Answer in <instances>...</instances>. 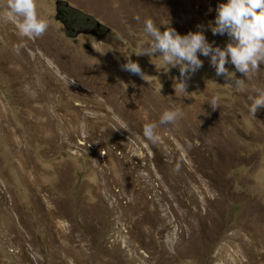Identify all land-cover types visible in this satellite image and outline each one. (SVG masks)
Returning a JSON list of instances; mask_svg holds the SVG:
<instances>
[{"label": "rangeland", "instance_id": "rangeland-1", "mask_svg": "<svg viewBox=\"0 0 264 264\" xmlns=\"http://www.w3.org/2000/svg\"><path fill=\"white\" fill-rule=\"evenodd\" d=\"M66 2L109 27L107 37L70 36L55 18ZM221 2L35 0L50 27L22 39L0 0V264H264V108L253 116L248 100L264 64L236 73L233 87L200 55L184 91L178 66L135 54L150 40L145 18L182 35L203 25L224 47L227 35L208 28ZM130 55L143 78L121 70ZM122 82L127 103H100ZM132 96L157 102L135 113ZM79 105L100 117L84 121ZM174 107L182 117L160 125ZM147 120L156 143L143 136Z\"/></svg>", "mask_w": 264, "mask_h": 264}, {"label": "clouds", "instance_id": "clouds-1", "mask_svg": "<svg viewBox=\"0 0 264 264\" xmlns=\"http://www.w3.org/2000/svg\"><path fill=\"white\" fill-rule=\"evenodd\" d=\"M66 4L69 5L67 2ZM4 7L18 19L16 28L22 39L39 38L50 27L47 20L38 16L35 0H4ZM215 11L214 22H210L208 28L213 35H227L228 41L224 47L208 41L205 36L207 29L203 25H197V31H189L182 35L168 25H163L164 30L161 31L160 26H157L152 19L145 18L144 31L150 40L145 45H141L140 50L135 54L147 55L151 58L159 56L163 62L159 68L152 60L158 69L164 66L168 68L178 66L180 78L177 81L184 91L190 76L203 66L200 55L210 57V65L214 67L217 77H223L226 83L238 87L243 81L236 73L247 77L264 64V0H226L218 3ZM21 47L23 44L17 46V51ZM229 63L234 66L235 71L229 70L227 67ZM121 70L142 78L145 75L139 63L133 60L131 55L125 56ZM251 92L252 94L248 96L249 112L255 116L258 110L264 108V85L254 86ZM218 100V97L212 96L207 102L213 111L219 108ZM182 115L179 107L167 108L159 116V124L174 123ZM156 127L154 123L143 124V136L152 143L159 140L155 132ZM118 129L129 131L127 125L115 130Z\"/></svg>", "mask_w": 264, "mask_h": 264}, {"label": "bare ground", "instance_id": "bare-ground-1", "mask_svg": "<svg viewBox=\"0 0 264 264\" xmlns=\"http://www.w3.org/2000/svg\"><path fill=\"white\" fill-rule=\"evenodd\" d=\"M48 52H49V51H48ZM49 53H50V52H49ZM30 63H31V62H30ZM42 63H43V66H46L47 70L49 71V73H50L51 75H55V74L53 73L51 67H50V64H51L50 61H47V62H43V61H42ZM59 74H61V73H59ZM68 76H70V73H66L65 76H60V80H61V82H62L63 84L68 83V82H67V81H68ZM121 85H122V89L120 88L121 91H117V88L115 89V91H116V95H112V93L109 92L108 90H104V91L106 92V95L103 96L104 99L101 100L100 103H105V98H106L107 100L111 101L113 104H123V102L127 103V98L125 97V91L128 89V87H127V84H126L125 82H122ZM96 89H97V88L95 87V88H92L91 90L88 91V94H91V93L93 92V95H92L91 98H90L92 101L95 100L94 92L96 91ZM100 89H101L102 92H103V89H102V88H100ZM118 94H121V95H118ZM80 96H87V95H80ZM116 96H118V98H117ZM119 97H123V100H124V101L119 102V101L117 100V99H119ZM114 100H115V102H114ZM137 100H139L138 97H136V98H134L133 96L130 97V99H129V104H130V106H128V105L126 104V106H127V110H128V111L135 112V113H140V114H141L144 110L148 109V107H149L150 105H152V104H154L155 102H157V99H156V98H151V99H148V100H146V101H141V100H139V104H140V105H139V104L136 103ZM68 101H69V100H68ZM82 108H83V106H80V105H79V107L76 108L75 110H76L77 112H79V113L82 114L81 116H82V119H83L84 121H89V116H90V115H91L94 119H97L98 117H100V116H98V115H92V114H90L89 112H85ZM146 112H147V114L149 113L148 110H147ZM123 113H124V115L126 116L127 111L125 110ZM105 115H106V113H105ZM147 121H148V123H151V122H152V121H149V120H147ZM181 180H182L181 175H178V176H177V181H181Z\"/></svg>", "mask_w": 264, "mask_h": 264}, {"label": "flooded vegetation", "instance_id": "flooded-vegetation-1", "mask_svg": "<svg viewBox=\"0 0 264 264\" xmlns=\"http://www.w3.org/2000/svg\"><path fill=\"white\" fill-rule=\"evenodd\" d=\"M72 11H76L78 15L72 14ZM80 12V13H79ZM77 11L74 7L67 5H58L56 8V16L64 25L67 33L70 36H75L76 34L83 33L82 30L89 31L84 34H91L94 38L96 37L99 41L107 37L109 30L108 27L100 25L99 28L96 27V19L83 14L81 11ZM95 31V34L91 33Z\"/></svg>", "mask_w": 264, "mask_h": 264}, {"label": "water", "instance_id": "water-1", "mask_svg": "<svg viewBox=\"0 0 264 264\" xmlns=\"http://www.w3.org/2000/svg\"><path fill=\"white\" fill-rule=\"evenodd\" d=\"M72 14H74V15H78V13H77L76 11H72ZM99 26H100V23L97 22V23H96V27L99 28ZM108 30H110V29L108 28L107 31H108ZM91 33L95 34V31H91Z\"/></svg>", "mask_w": 264, "mask_h": 264}]
</instances>
